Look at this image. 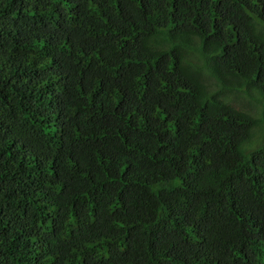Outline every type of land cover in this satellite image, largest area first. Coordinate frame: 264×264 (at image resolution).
Wrapping results in <instances>:
<instances>
[{"label": "trees", "instance_id": "obj_1", "mask_svg": "<svg viewBox=\"0 0 264 264\" xmlns=\"http://www.w3.org/2000/svg\"><path fill=\"white\" fill-rule=\"evenodd\" d=\"M0 264H264V0H0Z\"/></svg>", "mask_w": 264, "mask_h": 264}, {"label": "rangeland", "instance_id": "obj_2", "mask_svg": "<svg viewBox=\"0 0 264 264\" xmlns=\"http://www.w3.org/2000/svg\"><path fill=\"white\" fill-rule=\"evenodd\" d=\"M241 101V100H240Z\"/></svg>", "mask_w": 264, "mask_h": 264}]
</instances>
